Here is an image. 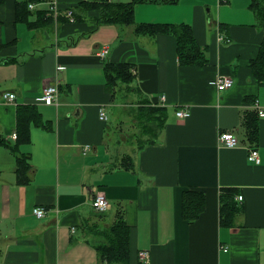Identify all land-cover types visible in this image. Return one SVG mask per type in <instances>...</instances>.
Wrapping results in <instances>:
<instances>
[{"label": "crops", "instance_id": "1", "mask_svg": "<svg viewBox=\"0 0 264 264\" xmlns=\"http://www.w3.org/2000/svg\"><path fill=\"white\" fill-rule=\"evenodd\" d=\"M53 1L59 12L45 15ZM80 1L0 0V264H106L88 228L107 227L119 212L130 228L128 264L141 250L147 264H264V116L253 107L257 100L264 108V72L252 70L264 29L251 0H148L134 6L133 24L96 23V9L70 20L64 10ZM140 22L189 24L205 63L181 64L175 36L137 33ZM107 60L132 66L123 97L106 84ZM215 73L232 77L233 87L213 86ZM51 83L57 103H36ZM7 91L16 99L5 100ZM145 102L165 109L164 124L153 142L141 146L138 136L128 147L126 126L139 129ZM22 106L36 113L27 141L12 136ZM224 131L236 146L219 142ZM250 146L258 164L247 159ZM18 156L30 165L23 182ZM229 187L241 200L221 223L220 193ZM190 189L204 194L191 222L181 210ZM98 193L107 199L103 213L91 205Z\"/></svg>", "mask_w": 264, "mask_h": 264}, {"label": "trees", "instance_id": "2", "mask_svg": "<svg viewBox=\"0 0 264 264\" xmlns=\"http://www.w3.org/2000/svg\"><path fill=\"white\" fill-rule=\"evenodd\" d=\"M148 0H81L71 9L75 20L84 18V11L96 9L98 11L96 23L114 22L117 24H133L134 6ZM250 8L254 12L258 24L264 29V0H251ZM65 9V10H66ZM167 29L177 40V58L184 65H202L205 63L204 50L200 48L195 41L189 24H159L140 22L136 23L135 30L137 33L153 34L161 29ZM131 64L127 62L106 61L104 63V72L106 84L110 89L116 81L120 80L124 83L131 81L132 72ZM253 74L259 76L264 72V36L261 41L260 50L256 61L252 64ZM146 103V107L140 111L139 144L142 146L145 142H153L157 133L164 124L165 109L163 107L152 106ZM36 117V113L31 107H20L18 112V131L16 137L18 140L27 141L29 133V124L32 117ZM255 125V124H254ZM248 135L251 140L256 138V126L249 129ZM147 138L145 140L144 138ZM2 139V138H1ZM127 160H124L126 162ZM17 181H25L24 170L25 163L21 156L17 157ZM24 163V164H23ZM27 164V163H26ZM125 164V163H124ZM238 189L234 187L223 188L220 193V222L230 223L233 215L238 211V205L234 200ZM204 209V194L202 191L185 190L182 193L181 210L182 215L189 222L194 221ZM91 228V227H89ZM88 228V229H89ZM104 239L103 243H94L101 260L106 264H128L129 263V225L124 220L121 212L117 218L107 227L99 228ZM139 258L136 264H139Z\"/></svg>", "mask_w": 264, "mask_h": 264}, {"label": "built area", "instance_id": "3", "mask_svg": "<svg viewBox=\"0 0 264 264\" xmlns=\"http://www.w3.org/2000/svg\"><path fill=\"white\" fill-rule=\"evenodd\" d=\"M219 1L224 2L226 0H219ZM33 5H34L33 3H29L28 6L30 8H32ZM58 12H59L58 5H57L56 1H53L52 3L49 4V6L47 8V13L57 14ZM64 15L67 16L70 20H73V12L71 9L64 10ZM220 39L222 41H228V39H226L224 37V35H221ZM107 52H108V49L106 47H103L97 52V54L101 58H105ZM210 83L213 86H215L217 89H229V88L233 87L234 80L232 77L226 76L222 73H215V75L211 78ZM58 91H59V88H58L57 84H55V83L48 84L42 88V91L36 97L35 102L46 104V105L56 104ZM2 96L5 100H8V101H12V100L16 99L15 93L10 92V91L3 92ZM161 98L163 99L164 96H162ZM253 107L256 109L257 114L260 117L264 116V108L259 106L257 100L254 101ZM188 114H189V112L185 109H177L176 110V115L179 117H186ZM99 118L103 119V120H105L107 118L103 108H100ZM12 136H13V138H16V133H14ZM218 139H219V142H221L222 144H224L228 147L236 146L239 142L237 137L232 132H229V131L220 132ZM247 159L251 163H255V164L259 163V161H260L259 154H258V150L255 146L248 147ZM235 198H236V200H241V195H237ZM91 205H92L93 209H95V211L103 213L106 211L108 203H107L106 197L103 194L98 193L95 195V197L91 201ZM33 213L37 217H42L45 214V210H44V208H42L40 206H36L33 208ZM226 249H227V247L223 248V250H226ZM138 258L140 261L139 264H147L148 252L145 250L139 251L138 252Z\"/></svg>", "mask_w": 264, "mask_h": 264}, {"label": "rangeland", "instance_id": "4", "mask_svg": "<svg viewBox=\"0 0 264 264\" xmlns=\"http://www.w3.org/2000/svg\"><path fill=\"white\" fill-rule=\"evenodd\" d=\"M126 1H128V0H126ZM159 1H162V0H159ZM214 1H215L216 4L218 3V0H214ZM45 15H50V14L45 13ZM51 15H52V14H51ZM130 88H131V87L128 86V83H124L123 81H120V80L116 81L115 84L112 86V90L115 91L116 97H120V95H121V97H123L122 95L125 94L126 92H128V89H130ZM118 95H119V96H118ZM122 101H123V99H120V102H122ZM124 102H125V101H124ZM143 104H144V103H143ZM143 104H142V105H143ZM130 105H131V104H127V106H130ZM132 105H134V103H133ZM132 105H131V106H132ZM144 105L146 106V104H144ZM123 107H124V106H123ZM123 107H122V108H123ZM117 111H119V109H118ZM125 123H126V122H124V124H125ZM129 123H130V124H129ZM120 128L123 129V126H120ZM126 128H127V129H126L125 133H127V138H126L125 144H126L128 147H130L131 144L128 145L127 142H129L130 139H134V138H135V139H134V142L137 141L138 136L141 137V136H140V131H139L138 128L135 129L134 125H132L131 122H128V125L126 126ZM131 133H132L133 135H132ZM125 136H126V135H125ZM143 138H144V137H143ZM144 139L147 140V138H144ZM119 148H120V147H119ZM127 157H128V156H126V155L123 154V159H122V161L127 160ZM107 212H108V213H111V211H109V210H107ZM100 228H102V227H100ZM88 231H89L90 233H92V234H90V236H91V239H92L93 243L100 244V243H103V242H104L103 237H102L101 235H99V233L101 232V230L98 228L97 225H95V226H92V225H91V228H89Z\"/></svg>", "mask_w": 264, "mask_h": 264}]
</instances>
